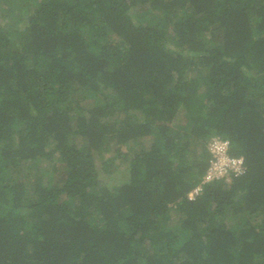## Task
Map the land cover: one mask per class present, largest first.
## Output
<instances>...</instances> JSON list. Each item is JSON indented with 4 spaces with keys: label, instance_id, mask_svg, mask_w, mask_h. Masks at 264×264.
<instances>
[{
    "label": "trees",
    "instance_id": "16d2710c",
    "mask_svg": "<svg viewBox=\"0 0 264 264\" xmlns=\"http://www.w3.org/2000/svg\"><path fill=\"white\" fill-rule=\"evenodd\" d=\"M0 264H264V0H0Z\"/></svg>",
    "mask_w": 264,
    "mask_h": 264
},
{
    "label": "built area",
    "instance_id": "2783aa9c",
    "mask_svg": "<svg viewBox=\"0 0 264 264\" xmlns=\"http://www.w3.org/2000/svg\"><path fill=\"white\" fill-rule=\"evenodd\" d=\"M210 154L209 166L203 177V183L214 180L226 179L230 181L232 177H238L246 172V164L243 157L231 155V142L219 137L212 138L207 145ZM202 191V185L197 186L189 193L190 199Z\"/></svg>",
    "mask_w": 264,
    "mask_h": 264
},
{
    "label": "rangeland",
    "instance_id": "374dc122",
    "mask_svg": "<svg viewBox=\"0 0 264 264\" xmlns=\"http://www.w3.org/2000/svg\"><path fill=\"white\" fill-rule=\"evenodd\" d=\"M139 12H140V9H134L133 10V13H134V15H137V14H139ZM151 142H152V140H151V138H146V139H144L143 140V144L145 145V146H149L150 144H151ZM113 143V142H112ZM209 143V142H208ZM114 144V143H113ZM115 145V144H114ZM137 148V147H136ZM109 156L110 155V153H107L105 156ZM101 162L102 161H97V165H98V167L101 165ZM124 168V165L122 166V169Z\"/></svg>",
    "mask_w": 264,
    "mask_h": 264
}]
</instances>
